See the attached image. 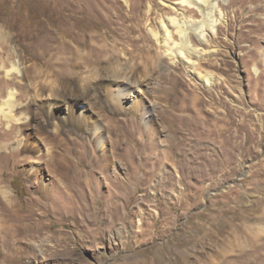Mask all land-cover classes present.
<instances>
[{
    "label": "rangeland",
    "instance_id": "obj_1",
    "mask_svg": "<svg viewBox=\"0 0 264 264\" xmlns=\"http://www.w3.org/2000/svg\"><path fill=\"white\" fill-rule=\"evenodd\" d=\"M219 3L206 86L150 32L181 0H0V264H264V0Z\"/></svg>",
    "mask_w": 264,
    "mask_h": 264
},
{
    "label": "bare ground",
    "instance_id": "obj_2",
    "mask_svg": "<svg viewBox=\"0 0 264 264\" xmlns=\"http://www.w3.org/2000/svg\"><path fill=\"white\" fill-rule=\"evenodd\" d=\"M219 1L226 3L229 0H181V4L186 5L188 7H191V8H194L195 10H198L201 13V18L200 19L195 18L194 15L185 14L184 12H182L180 14L172 13V14L160 16V19L158 20L157 26L150 28V32L153 35V37L157 41L160 42L161 47L163 48V53L167 56L177 57L179 60H182L184 63H186L187 66H190L191 67L190 71L194 75H196L197 78L200 79L206 86H209L212 84L213 79H214L213 74L207 70L204 72H203V70L202 71L197 70V68H196L197 62H196V60L190 58V56L201 57V56H203V54H205L207 52L213 53L216 51V47L198 48L197 46H194L193 43L191 42V39H190V33L191 32L194 33L198 37V39L200 40L201 44L205 45L208 43L209 39L207 38V36L216 33L217 26L219 23H221L223 18H224V22L226 21L224 12L222 11V8H221ZM178 7H180V8H177V9L181 10V6H178ZM149 11H150V9L147 10L148 14H149ZM132 12H135V8H133ZM225 24H226V22H225ZM175 34L179 38L178 41H176V39L174 37ZM254 70L257 72L256 69H254ZM125 82H128V80H126ZM146 84H149V83L146 82ZM122 95H124V92L122 93ZM15 96H16V91L14 89L8 91L6 98L4 100H2L1 105H0V114L2 115V116L0 115V117H4L11 124L14 123V124L18 125V128H19L18 133H22L23 135L20 137V139L18 141V145L17 144L16 145L24 147V144L25 143L28 144L30 141V132H28V131H29V124H30L31 116L29 115L28 111H26L25 109L21 110V107L25 106L26 103L15 102L14 101ZM45 97L48 100L49 98L53 97V95L49 93V94H45L44 96L43 95L41 96V98H43V99ZM45 104H46V102H45ZM50 104L52 105V100L51 101L49 100V105ZM153 105L154 104L151 102V104H146V105L140 106L142 115H144L146 117V119L149 118L150 115L153 113V111H152V108L154 107ZM75 118L80 119L78 115H76ZM1 119H3V118H1ZM92 130H94V132H96L98 134V136L100 137V140L97 139V142H96L97 147L100 148V146L103 144V137L101 136V130H99V127L98 128L95 127ZM228 130H230V129H228ZM228 130H226V131H228ZM232 134H233V132H232ZM224 135L225 134H223V136ZM148 143L149 142H147V144ZM1 147H2V144L0 145V148ZM147 163H149V162H147ZM144 165H145V163H144ZM133 170H132V173H133ZM150 174H152V173H150ZM147 176H148V173H147ZM168 176H170V175H168ZM132 177L134 178V176H132ZM165 177L166 176H164V178ZM143 181H144V179H143ZM0 191H2V193L5 195L7 194V191L3 190L2 188ZM228 194L225 195V193H221L218 196L219 197H221V196L227 197ZM259 219H260L259 222L254 224V227H251L249 225H245L246 229L251 232L252 236H254L252 238L253 240H256L258 238L261 239V236L264 237V216L261 215V217ZM259 245L263 246L264 242L259 241V243L254 248H252V251L253 250L257 251L259 248ZM254 251H253V253H254ZM258 251H260V250H258ZM245 255H247V254L245 253ZM261 255L262 254H260V256ZM255 256H256V254H255ZM234 257H235V255H234ZM237 257H239V256H237ZM261 257H263V256H261ZM260 259H259V261H260ZM212 264H214V263H212Z\"/></svg>",
    "mask_w": 264,
    "mask_h": 264
}]
</instances>
